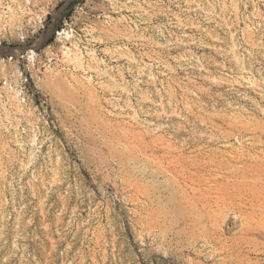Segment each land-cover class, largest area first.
<instances>
[{"label":"rangeland","instance_id":"rangeland-1","mask_svg":"<svg viewBox=\"0 0 264 264\" xmlns=\"http://www.w3.org/2000/svg\"><path fill=\"white\" fill-rule=\"evenodd\" d=\"M0 264H264V0H0Z\"/></svg>","mask_w":264,"mask_h":264}]
</instances>
